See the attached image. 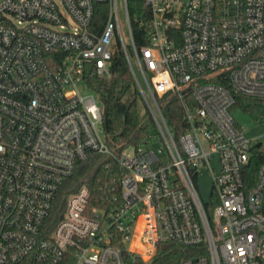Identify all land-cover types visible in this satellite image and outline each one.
Wrapping results in <instances>:
<instances>
[{
  "label": "built area",
  "instance_id": "built-area-1",
  "mask_svg": "<svg viewBox=\"0 0 264 264\" xmlns=\"http://www.w3.org/2000/svg\"><path fill=\"white\" fill-rule=\"evenodd\" d=\"M143 1L139 45L130 0H0V264H124L118 236L147 262L175 244L197 253L181 264H264V135L232 114L264 105V0ZM119 53L155 130L116 155L93 79ZM98 156L121 169L111 206L89 205Z\"/></svg>",
  "mask_w": 264,
  "mask_h": 264
},
{
  "label": "trees",
  "instance_id": "trees-1",
  "mask_svg": "<svg viewBox=\"0 0 264 264\" xmlns=\"http://www.w3.org/2000/svg\"><path fill=\"white\" fill-rule=\"evenodd\" d=\"M130 12L133 20L138 44H145L140 39L143 33L141 21L148 17L149 9L143 0H130ZM103 13H97V21L103 20ZM112 79L109 81L93 79L95 89L99 94L103 106V129L106 141L112 151L119 155L128 146H138L149 140V130L140 116L142 100L135 87L133 76L127 62L120 53L113 60ZM244 109L248 108L245 99L238 103ZM259 106H263L260 104ZM264 108V107H263ZM166 118L178 137L184 126L183 107L178 98L167 101L163 107ZM94 175L86 181L91 191L89 205L92 207L114 205V199L121 195V169L115 157L98 156L92 161ZM78 182L79 180L76 179ZM80 183L78 182V185ZM66 191L62 199L67 196ZM113 239V245L120 247L124 264H181L184 259L194 256V248H186L172 245L166 250H159L151 261H145L126 249L123 242L117 237Z\"/></svg>",
  "mask_w": 264,
  "mask_h": 264
},
{
  "label": "rangeland",
  "instance_id": "rangeland-1",
  "mask_svg": "<svg viewBox=\"0 0 264 264\" xmlns=\"http://www.w3.org/2000/svg\"><path fill=\"white\" fill-rule=\"evenodd\" d=\"M248 108L244 109L243 107L234 106L232 109V114L235 117L236 121L239 125L245 129L246 135L249 138H257L264 135V105L259 106L260 103H256L252 100H247ZM140 105V116L141 120L144 121L147 125L148 130L151 133H154V126L151 123L149 116L145 110L144 105ZM131 148H128L130 152ZM216 166V163H214ZM199 188L203 198L206 201L211 199V192H212V179L209 171L203 170L199 177Z\"/></svg>",
  "mask_w": 264,
  "mask_h": 264
},
{
  "label": "water",
  "instance_id": "water-1",
  "mask_svg": "<svg viewBox=\"0 0 264 264\" xmlns=\"http://www.w3.org/2000/svg\"><path fill=\"white\" fill-rule=\"evenodd\" d=\"M85 169H86V168H85ZM85 169H84V170H85ZM169 246H170V245H164V246H162V250H165V249L169 248Z\"/></svg>",
  "mask_w": 264,
  "mask_h": 264
},
{
  "label": "bare ground",
  "instance_id": "bare-ground-1",
  "mask_svg": "<svg viewBox=\"0 0 264 264\" xmlns=\"http://www.w3.org/2000/svg\"><path fill=\"white\" fill-rule=\"evenodd\" d=\"M136 246V242L133 244V247H135ZM146 260H147V258H146Z\"/></svg>",
  "mask_w": 264,
  "mask_h": 264
}]
</instances>
